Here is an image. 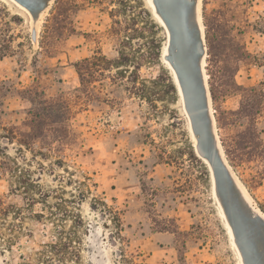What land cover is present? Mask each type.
<instances>
[{"label": "rangeland", "instance_id": "rangeland-1", "mask_svg": "<svg viewBox=\"0 0 264 264\" xmlns=\"http://www.w3.org/2000/svg\"><path fill=\"white\" fill-rule=\"evenodd\" d=\"M242 1L155 0L171 34L153 0H0V264H264V0ZM97 50L146 98L126 73L77 98Z\"/></svg>", "mask_w": 264, "mask_h": 264}, {"label": "trees", "instance_id": "trees-1", "mask_svg": "<svg viewBox=\"0 0 264 264\" xmlns=\"http://www.w3.org/2000/svg\"><path fill=\"white\" fill-rule=\"evenodd\" d=\"M207 0H203V18L205 21V7H206V2ZM250 1L251 0H244L242 1V5L246 8L245 11L251 7L250 5ZM116 10V9H113ZM114 11H111V13H113ZM147 14V13H146ZM247 23V21H246ZM115 25L120 26V22L119 21H115ZM206 26V25H205ZM113 34L117 35L120 34L121 31L119 29H112ZM11 38V37H9ZM208 38L207 33H206V39ZM154 48H155V52L150 54L149 56V60L150 61H158L159 60V55H160V45L156 43V41H154ZM8 54V53H5ZM3 56V55H2ZM5 56V55H4ZM209 56H211L209 54ZM129 62V56L124 55L123 53H119L118 57L116 59L113 60H109L107 59L100 50H97L95 52H93V54L90 57H87L77 63H75L73 65L75 72L79 78V82H80V87L75 89V93L78 94L77 98H79L80 95H84L87 94L89 91H91L94 87H88L89 85L91 86V84L95 83L98 81V78L104 77L106 79H109L110 81L112 80H116L117 77H122L124 79V74H128L127 75V79L129 80V82H131L133 84L132 90H133V95L137 96V98L141 99H145L146 97L143 95V91L145 89V86L141 83H138V78H137V74L139 71V66L138 64H135L133 66V71L132 72H118L116 74H112V69L114 65H118V66H122L123 64ZM123 79H120L121 82H123ZM121 84V83H119ZM126 88V87H125ZM170 89L171 91L174 90V87L172 85H170ZM210 95L212 98V101H215V95L212 91V88L210 89ZM35 117H37V115H35ZM193 156V154H192Z\"/></svg>", "mask_w": 264, "mask_h": 264}, {"label": "water", "instance_id": "water-1", "mask_svg": "<svg viewBox=\"0 0 264 264\" xmlns=\"http://www.w3.org/2000/svg\"><path fill=\"white\" fill-rule=\"evenodd\" d=\"M15 1H17L19 4H21L22 6H24L28 10L30 9V7L32 5H36V3L39 2V0H29L28 5H26V4H22L20 0H15ZM153 4L155 5V7L157 9V13L161 17V20L163 21V23L165 24V26L167 27L169 32L172 34L173 30L171 28V25H170L169 21L160 14L159 8H158L155 0H154ZM168 61L172 62L170 59ZM173 63L175 65L174 68H175V73H176V76H177V80L179 81V85L182 88V93L185 96L186 95V91L184 89V81H183V76H182V71H181V68L183 66L182 60L178 59L177 62H173ZM228 190H229V186L227 188H222V185H221V183H220V181L218 179L217 182H216L217 196L221 198V201H220L221 207L223 209V212H224L225 216L227 217V221H228V223H229V225L231 227V230H232V233L234 235V238L236 239L237 238V234H236V231H235V228H234V225H233V220H232L230 211L235 209V208H238V207L235 206L234 203L230 204L231 201L229 200V196H228L229 192H228ZM220 192H221V194H220ZM227 201L228 202L230 201V203H228ZM240 252H241V256H242V258L244 260V264H247L246 256H245V253H244L242 248H240Z\"/></svg>", "mask_w": 264, "mask_h": 264}, {"label": "bare ground", "instance_id": "bare-ground-1", "mask_svg": "<svg viewBox=\"0 0 264 264\" xmlns=\"http://www.w3.org/2000/svg\"><path fill=\"white\" fill-rule=\"evenodd\" d=\"M15 1V0H14ZM18 5H20L17 1H15ZM153 3H154V0H153ZM21 6V5H20ZM22 7V6H21ZM197 22V21H196ZM203 28V27H202ZM201 31V30H200ZM202 33V32H201ZM203 34V33H202ZM203 38V37H202ZM167 49V48H166ZM165 55V54H164ZM167 56V55H166ZM170 60H171V58H170ZM171 63V65H172V67H173V70L175 71V68H174V63H173V61L172 62H170ZM171 67V66H170ZM176 74V73H175ZM205 98V97H204ZM208 124H209V121H208ZM210 130L212 129L213 130V122L212 121H210ZM214 142H215V139H214ZM223 164V163H222ZM222 166V165H221ZM223 166H224V168H223ZM222 166V168H223V171H224V173L228 176V174H227V172H229V171H227L228 169H227V166L226 165H223ZM215 170V169H214ZM214 173H215V177H216V179L218 178V176H217V174H216V172L214 171ZM229 178V177H228ZM218 180V179H217ZM229 180V179H228ZM235 187V186H234ZM233 185L231 186V183H229V190H228V192H229V194H228V196L230 197V194H232V192H233ZM230 200V199H229ZM231 201V200H230ZM230 201L228 202V203H230ZM234 203V205L235 206H237L238 208L240 207V206H244L243 204H241V203H239V202H234V201H231V203L230 204H233ZM219 206V205H218ZM226 217V216H225ZM226 219H227V217H226ZM227 223H228V221H227ZM229 224V223H228ZM229 227H230V225H229ZM230 229H231V227H230ZM229 230V229H228ZM232 231V230H231ZM230 234H231V232H230ZM233 234V233H232ZM231 234V235H232ZM234 241V240H233Z\"/></svg>", "mask_w": 264, "mask_h": 264}, {"label": "crops", "instance_id": "crops-1", "mask_svg": "<svg viewBox=\"0 0 264 264\" xmlns=\"http://www.w3.org/2000/svg\"><path fill=\"white\" fill-rule=\"evenodd\" d=\"M160 235H162V233H159Z\"/></svg>", "mask_w": 264, "mask_h": 264}]
</instances>
